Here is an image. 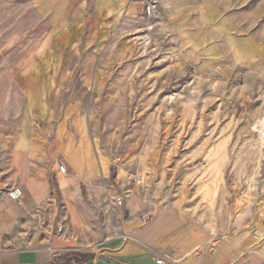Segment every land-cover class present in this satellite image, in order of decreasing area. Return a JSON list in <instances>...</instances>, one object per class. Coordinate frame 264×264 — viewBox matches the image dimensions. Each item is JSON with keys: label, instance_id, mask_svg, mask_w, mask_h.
<instances>
[{"label": "crops", "instance_id": "1", "mask_svg": "<svg viewBox=\"0 0 264 264\" xmlns=\"http://www.w3.org/2000/svg\"><path fill=\"white\" fill-rule=\"evenodd\" d=\"M146 1L0 0V32H10L0 33V264L75 263L67 259L79 255L117 264H157L158 256L172 264H264L260 236L215 231L186 192L113 216L110 165L82 105L65 97L72 87L58 80L103 77L88 65L100 57L82 48L103 46L122 23L136 25ZM154 1L155 24L199 58L249 65L258 57L257 44L235 39L234 22L212 0ZM246 51L250 62L235 55ZM12 185L22 188L18 201L6 196Z\"/></svg>", "mask_w": 264, "mask_h": 264}, {"label": "rangeland", "instance_id": "2", "mask_svg": "<svg viewBox=\"0 0 264 264\" xmlns=\"http://www.w3.org/2000/svg\"><path fill=\"white\" fill-rule=\"evenodd\" d=\"M212 2L234 22L235 39L257 44L251 64L192 54L155 24L156 9L136 25L114 27L103 46L82 48L100 57L88 65L103 77L58 82L72 87L65 97L82 105L95 149L110 165L105 192L115 190L109 192L114 217L149 211L186 192L215 231L248 229L264 240V141L257 123L264 117V0ZM235 55L253 58L248 51ZM217 148L224 158L213 177L206 167ZM117 172L126 176L117 180Z\"/></svg>", "mask_w": 264, "mask_h": 264}, {"label": "built area", "instance_id": "3", "mask_svg": "<svg viewBox=\"0 0 264 264\" xmlns=\"http://www.w3.org/2000/svg\"><path fill=\"white\" fill-rule=\"evenodd\" d=\"M156 7H157V3L154 0H147L145 5H144V8H143L144 11L143 12L146 16H150L156 11ZM65 169H66V167L64 164H60L58 166V170L62 173L65 172ZM134 182L136 185L141 184V178H139V177L135 178ZM0 187H1V176H0ZM119 189L121 190V188H119ZM5 193H6V196L10 200L18 201L21 198L23 191L19 185H12V186H9L8 188H6ZM122 193H123V191L121 193H119V195L116 197V201L119 204L122 202V196H123ZM156 263L157 264H172L169 260H166L161 256H158L156 258Z\"/></svg>", "mask_w": 264, "mask_h": 264}, {"label": "bare ground", "instance_id": "4", "mask_svg": "<svg viewBox=\"0 0 264 264\" xmlns=\"http://www.w3.org/2000/svg\"><path fill=\"white\" fill-rule=\"evenodd\" d=\"M257 123L259 126V137H260L261 142H263L264 141V117L258 119ZM223 158H224V154L221 151V149H218V148L214 149L213 152L211 153V156L209 157V161H208V167H206V169L210 175H213V177L220 175Z\"/></svg>", "mask_w": 264, "mask_h": 264}, {"label": "water", "instance_id": "5", "mask_svg": "<svg viewBox=\"0 0 264 264\" xmlns=\"http://www.w3.org/2000/svg\"><path fill=\"white\" fill-rule=\"evenodd\" d=\"M71 264H117V263L107 257H97V258L89 259L85 263H71Z\"/></svg>", "mask_w": 264, "mask_h": 264}]
</instances>
